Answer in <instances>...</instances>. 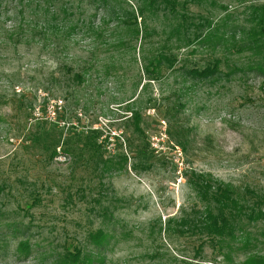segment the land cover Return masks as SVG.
Masks as SVG:
<instances>
[{"label": "rangeland", "instance_id": "rangeland-1", "mask_svg": "<svg viewBox=\"0 0 264 264\" xmlns=\"http://www.w3.org/2000/svg\"><path fill=\"white\" fill-rule=\"evenodd\" d=\"M41 1L0 0V264H59L74 247L93 264L264 256V220H245V250L164 230L202 209L191 171L264 196V74L231 37L264 0H174L175 13L160 0H62L63 33L14 43L10 30L36 19ZM160 52L176 63L153 77L146 70ZM216 59L212 75L189 73ZM98 228L112 236L104 248L87 238Z\"/></svg>", "mask_w": 264, "mask_h": 264}, {"label": "trees", "instance_id": "trees-1", "mask_svg": "<svg viewBox=\"0 0 264 264\" xmlns=\"http://www.w3.org/2000/svg\"><path fill=\"white\" fill-rule=\"evenodd\" d=\"M21 1L19 0V2ZM107 1L99 0L98 3L105 5ZM154 1L149 0L148 3L153 4ZM41 2L43 3L41 5L42 9H38V12L32 11L37 16L36 19L33 17L26 24L22 23L18 26H13L10 30L8 34L9 39L14 43L22 42L28 44L36 37L38 41H42L47 40L49 34L58 36L61 32L63 33L64 21L69 9L67 4L63 3L62 0H54L55 3L60 4L58 8H54L52 0H42ZM160 2L170 12H176L174 0H160ZM139 13L143 14L142 8L139 9ZM254 13L255 22L253 21L254 24L252 26L246 29L241 28L238 32L239 34L232 33V48L239 52L244 50L250 51L251 55L256 59L254 64H250V69H256L264 74V66H262L264 65V8L260 9L259 13ZM20 15L23 16L22 11H20ZM129 17L135 20L132 12H130ZM180 18L181 23L178 25H180V28H184L183 24L187 22V16L182 13ZM37 19H40V21L38 22ZM40 22H43L42 26H39ZM189 24H192V22ZM136 28H132V30ZM138 31V29L135 30L137 35H139ZM199 37L200 34H197L193 36L192 40L189 39L188 41H194ZM162 63H166L167 67L172 69L176 63V58L170 53L160 52L154 61L149 62V67L146 71L155 77L154 74L157 73L158 67ZM219 64L220 60L216 59L211 66H206L200 70L191 68L189 73L196 77H206L216 72ZM64 70L67 73L72 72V69L68 66H64ZM73 78L77 83H81L83 80L82 76L76 73L73 74ZM135 118L138 126L137 113H135ZM186 177L187 185L194 191L200 202H202V209L197 210L193 215L168 218L164 222V230L169 231L176 225L174 230L178 234L191 233L192 235H197L203 239L202 241L214 243L221 249H223L224 245L228 247V251H232L233 249H248L252 245V235L245 227V220L248 224L264 220V208H262L264 196L257 194L250 188H245L244 191H241L234 184L223 182L204 172L191 171ZM87 238L94 246L104 248L112 236L103 228H98L95 231L89 232ZM202 241L199 247L203 243ZM19 248L25 252L28 249V245L26 242H21ZM150 257L153 262L152 264H155L159 260L157 253H152ZM245 263L264 264V256L249 254ZM59 264H93V258L91 256H82V248L74 247L71 250H67Z\"/></svg>", "mask_w": 264, "mask_h": 264}]
</instances>
